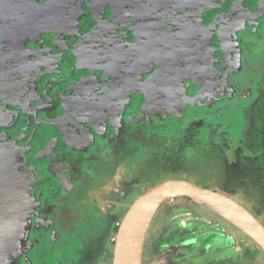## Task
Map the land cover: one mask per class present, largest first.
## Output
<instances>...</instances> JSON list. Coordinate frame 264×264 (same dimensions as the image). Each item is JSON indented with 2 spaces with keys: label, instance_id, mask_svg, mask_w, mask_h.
Instances as JSON below:
<instances>
[{
  "label": "rangeland",
  "instance_id": "1",
  "mask_svg": "<svg viewBox=\"0 0 264 264\" xmlns=\"http://www.w3.org/2000/svg\"><path fill=\"white\" fill-rule=\"evenodd\" d=\"M112 1L119 3L120 0H3L1 3L0 8L5 7L6 11H0V20L6 16L9 30L18 23L31 22L23 30L21 45L9 47L7 44L0 58L1 72L5 75L1 76L0 72V87L7 86L5 92H8L1 102L5 100L9 107L15 108L11 103L17 105L16 98L11 99L10 94L24 89L25 97L21 95L19 99L24 101L21 112L25 121L21 134L26 140L31 141L33 136V142L37 143L38 134L43 133L48 119H52L48 122L50 128L61 132V127L74 123L77 117L70 113L68 105L65 109L71 119L58 116L55 101L46 104V94L58 84L55 61L58 60L63 69L70 70V63H81V51L87 52L90 63L102 71L103 89L108 90L106 79L118 72L115 65L123 59L124 46L112 45L113 36L106 24L122 16L129 5ZM230 1L231 5L238 2L251 8L252 0ZM228 5L227 8L225 4L222 6L226 12L221 18L217 16L214 26L245 8L235 4L232 9ZM258 15L263 17L264 11ZM255 22L256 19L248 22L238 32L239 52L244 57V71L240 72L244 85L239 84L240 96L229 100L240 103L231 107L234 115L225 116L224 111L230 109L226 103L216 111V118L212 111H199L196 121L185 122L182 128L175 122L164 132L151 127L149 135L141 134L142 139L136 141L135 131L129 124L136 120L131 119L130 112L126 128L121 123L122 126L114 130L116 136L122 129L112 141L114 144L100 136L101 141L106 140L104 147L93 149L98 142L83 147V154L95 158L88 166H79L86 160L76 148L75 152L79 153L73 155L77 159L72 161V169L70 163L65 165L61 161L50 167L55 171L53 175H47L48 172L42 175L40 171L46 169L42 161L35 165L36 168L23 165V172L35 171L36 174L30 176L32 180H39V184L31 182L37 185V189L31 190L14 185L11 195L0 192V198L4 194L7 200H0V220L10 227L4 237L0 234V264H112L117 230L130 205L147 188L169 179H187L223 192L244 204L264 223V26L262 31L252 29ZM103 23L106 24L96 26ZM55 33L69 44L57 50L60 47ZM30 43L33 50L29 48ZM117 49L119 53L115 59ZM88 74L91 80L93 73ZM215 81L220 85L224 83L221 75L211 74L197 84L201 100L211 99L204 91L215 93L222 89ZM176 84V81H169L159 89L165 93ZM64 86L61 82L60 87ZM193 92L196 93V89ZM72 94L79 103L83 102L79 91L72 89ZM97 100L101 102L102 99ZM146 100L149 105L156 103L154 97ZM35 101L41 104L38 113L44 114L42 118L35 113ZM187 102L195 105L196 100L188 98ZM123 104V96H116L95 108L99 117L108 119ZM165 109L154 112L147 108L143 115L160 121L171 114L182 113L185 106ZM44 140L42 137L39 142ZM119 140L121 147L116 150L113 145L117 146ZM64 148L56 144L55 159ZM13 151L21 157L20 151L15 148ZM165 206L167 209H163ZM156 216L159 217L155 219ZM252 242L203 203L176 196L166 200L154 215L145 239L142 264H264L263 252L255 253L253 258L245 256L246 249L255 251Z\"/></svg>",
  "mask_w": 264,
  "mask_h": 264
},
{
  "label": "flooded vegetation",
  "instance_id": "2",
  "mask_svg": "<svg viewBox=\"0 0 264 264\" xmlns=\"http://www.w3.org/2000/svg\"><path fill=\"white\" fill-rule=\"evenodd\" d=\"M130 1L131 3H128ZM219 1L222 3L218 4ZM226 1L227 0H120L119 3L112 1V3L117 4L126 2L129 5L126 7V12H124L122 16L113 18L109 21L107 20L109 22L107 24L103 23L96 25L98 27L106 24V29L111 36H113L111 39L112 45L119 43V45L121 44L124 46V52L122 53L123 59L115 65V69L119 68L118 72L113 74L110 79H106V81H109L106 86L108 90L105 91L103 89L104 78L100 75L102 71L100 69L98 70L95 65H92L94 63H90L87 52L84 53L81 51V63L78 65L77 63H70V70L63 69L59 61H55L54 66H57L55 74H57L56 79L58 84L50 88V92L46 94L48 99L46 104L50 105L55 101V111L59 112L58 116L60 115L63 118L71 119V115L65 109V105H68L70 108H73V112L70 113H74L77 117L74 123L71 122L70 124L68 123L69 125L67 124V127H61V132H57L54 129L52 130L48 123L52 119H48L43 128V133L38 134L37 143L33 142V136H31V141H26L23 134H21V132H24L23 122L25 121L21 112V107L24 104L23 99L25 97L24 89L19 88L17 92L11 93L10 97L15 96L18 105L16 108L10 107V114H12L13 120L15 118L17 121V126L14 127L11 121L0 118V150L5 151V153L0 152V161L2 160L1 158L7 159L5 163L1 164L0 162V192L11 195L14 193L12 191L14 185H22L26 187L27 190L28 188L31 190L35 187L37 189L36 183L31 182L38 183L39 180H32L30 176V174L33 173L35 175L36 173H34L35 171H31L29 174L27 171L23 172L22 166L25 164L35 167L38 162L42 161L46 169L40 171V174L46 175L45 172H48L47 175H53L52 172L55 171H51L50 167L52 165H59L58 163L61 161H64L65 165L70 163L71 166L69 168H73L72 161L77 159L73 156L74 151L75 154L80 152V157L86 160L79 166H88V163L95 161V158L89 157L88 154H83V147L98 142V146L93 147V149H99L100 147H104V141H114L116 139L115 137L119 136L122 129L120 132L119 130L117 131L119 134H116V136L114 135V130L116 131L117 126H120L121 123L124 124V126H121L125 127L130 112L133 114L130 115L131 119H134V121L136 120V122L129 123L132 124V128L135 131L137 137L135 138L136 141L142 139L141 134L149 135L151 127H154V129L158 127L160 132H164L169 124L175 122L176 125L182 128L181 125L185 122L196 121V113L199 111H212L214 118H216V111L223 108L226 103L230 105V109L229 111H224L227 113L225 116L234 115L232 114L231 107L233 105L239 106L240 103L231 101L234 100L236 95L240 96L242 92L240 85H244V82H242V73H240L244 71V57H242L239 52L238 32L244 25L255 19L256 22L252 29H259L262 31L264 16L262 17L258 14L264 11V0H252L250 9L236 2L235 4L245 8L236 11V13L228 16L226 20H222V22L214 26L213 24L217 21V16L221 15L219 16L221 18L222 14L226 12L224 7L222 8L224 4L226 8L227 3L229 4L228 7L232 9L235 6V4L231 5L230 0H228L229 2L227 3ZM2 2L3 0H0V5ZM0 11H6L5 7L0 8ZM244 14L246 16L242 20L240 19L237 28L232 31L231 40L227 37V33H225L226 31L224 30L223 39L226 48L229 46L228 41L231 43L232 57L229 59L223 54L221 39L219 38L218 32L220 29L223 31V26L229 24L233 16L241 17L240 15ZM261 18L263 22L260 21ZM5 21L7 22L6 16L0 20V58L5 54L4 49L7 47V44L10 45L9 47H18L21 45L23 30H25L26 26L31 24V22L26 21L25 25H23V23H18L14 28V36L16 39L11 42V44L8 38H5V40L3 38L8 35L9 31ZM54 36L56 37L58 47H60L57 50L69 44L66 39L59 37L58 34L55 33ZM48 43H51V41L49 40ZM28 45L31 50L34 49L31 43ZM118 53L119 50L117 49L114 52L115 59ZM211 63H213V65L215 63V67H213ZM255 63H257V59ZM20 65L21 64H17V66ZM252 71L254 73L253 69ZM1 73V76H5L3 71ZM88 73H93L91 80ZM211 74L221 75V80L223 79L224 83L221 85L216 81L215 83L220 85L222 89L217 90L218 92L215 90V93L210 90L209 92L204 91L211 99L207 101L204 97L201 100L200 98L202 96L198 85L205 79L206 75ZM127 76L130 78L122 82L118 81ZM66 78L68 80H66ZM100 80H102V82H100ZM169 81L171 83H175L176 81L177 84L168 92L164 93L160 91L159 87L162 84H168ZM61 82L65 84L64 87H60ZM110 83L112 86H109ZM78 85H80L79 90L77 89ZM6 88L4 90H6ZM72 89L81 93L83 98L82 103L75 100ZM194 89H196V93L193 92ZM245 90L248 92V88ZM183 92H186L190 97ZM0 93L1 101L4 99L5 93L8 94V92L1 91ZM145 94H147L148 97H154L156 103L149 105V102L146 100L148 97H145ZM21 95L23 98L22 100L19 99ZM116 96H123L125 104L114 110L112 117L108 119L103 118V116L99 117L97 108L95 107L99 105L103 106L105 100H112ZM188 98L194 101L196 100V103H194L195 105H189L187 102ZM97 99L102 100L100 102ZM145 102H147V106ZM11 104L13 105V102ZM197 104L200 105L197 106ZM1 105L2 107L7 105L5 100L1 102ZM40 105L41 104L37 101L34 102V106L36 107L35 113L38 115V108ZM60 105H64V112L61 111L62 108H60ZM182 106H185V111L182 113H174L173 115L171 114V117H166L160 121L157 120L156 117L147 118L143 115L147 108L148 111L151 109L155 112L166 110L165 108L168 110L169 107ZM1 111L6 110L1 108L0 112ZM49 114L48 112L47 115ZM39 116L42 118L44 114ZM206 118V121L211 119L209 117L208 119ZM218 118H221V116ZM156 130L158 131V129ZM12 136L15 138L18 137V139H14ZM100 136L107 139L101 141L99 139ZM42 137H44L45 140L39 142L42 140ZM149 137L144 139L145 142ZM57 143L63 145L65 148L62 149L60 157L55 159L56 153H54V148ZM68 145L70 147H68ZM14 148L20 151L21 157L14 154ZM75 148L79 149L78 153L75 152ZM81 148L83 149L81 150ZM67 149L71 151L69 152ZM80 157H78V159ZM1 174L5 175L2 177ZM10 179L12 181H10ZM49 179L50 177L48 181ZM0 200L7 201L4 194H1ZM9 230L10 227L4 221L0 220V234L4 237L6 234L4 232H8Z\"/></svg>",
  "mask_w": 264,
  "mask_h": 264
},
{
  "label": "water",
  "instance_id": "3",
  "mask_svg": "<svg viewBox=\"0 0 264 264\" xmlns=\"http://www.w3.org/2000/svg\"><path fill=\"white\" fill-rule=\"evenodd\" d=\"M233 16L229 24L218 32L221 49L231 59V43L226 48L224 30L231 40V33L246 15ZM130 77L119 79V82ZM184 196L195 199L211 208L226 221L241 230L261 250L264 251V223L244 204L231 196L194 184L187 179H169L158 182L139 194L124 215L114 243L112 264H142L143 249L148 229L159 207L168 199Z\"/></svg>",
  "mask_w": 264,
  "mask_h": 264
},
{
  "label": "crops",
  "instance_id": "4",
  "mask_svg": "<svg viewBox=\"0 0 264 264\" xmlns=\"http://www.w3.org/2000/svg\"><path fill=\"white\" fill-rule=\"evenodd\" d=\"M23 25H24V23H23ZM14 30L15 29H11V30H9L8 31V35L6 36V37H3L4 38V40H5V38H8V40H9V42L11 43V42H13L15 39H16V37L14 36ZM1 36V35H0ZM12 44V43H11ZM0 62H1V60H0ZM1 70H2V67H0V72H1ZM5 85H6V83H4ZM7 87V86H6ZM6 87H0V92L1 91H6V90H4ZM1 94V93H0ZM12 98H14V96H12L11 97V99ZM17 101V100H16ZM3 102V101H2ZM24 102V101H23ZM6 103V102H5ZM8 105V104H7ZM7 105H5V107H2V105H1V101H0V109L2 108V109H5L6 111H1L0 112V118H2V119H6V120H9V121H11V124L15 127V126H17V121L15 120V118H14V120H13V116H12V114H10V107H8ZM13 105L14 106H17V105H15L14 103H13ZM16 108V107H15ZM60 108H62L61 109V111L62 112H64V107L62 106V105H60ZM16 110V109H15ZM70 112L72 113L73 112V108L71 107L70 109ZM58 111H59V108H58ZM15 121H16V123H15ZM27 141V140H26ZM114 142V141H113ZM113 142H111V143H113ZM114 144V143H113ZM115 144H116V142H115ZM94 146V145H93ZM120 147H121V145H120V140H119V143H117V146H115V145H113V148H115L116 150L117 149H120ZM93 148V147H92ZM92 148H90V150L92 149ZM5 150V149H4ZM93 150V149H92ZM110 150V148H108L107 149V151H109ZM94 151V150H93ZM0 152H3V153H5V151H3V150H0ZM105 152V151H104ZM92 154H94V152L92 153ZM73 155H75V156H77V154H75L74 152H73ZM89 155H91V154H89ZM2 160L0 161L1 162V164L2 163H5V161H7V159H4V158H1ZM27 167H29V165H27V164H25ZM31 197H32V195H31ZM163 209H167V206H165V208H163ZM160 213V212H159ZM159 216H156L155 217V219L156 218H158ZM160 217L161 218H163L164 216L162 215V214H160Z\"/></svg>",
  "mask_w": 264,
  "mask_h": 264
},
{
  "label": "trees",
  "instance_id": "5",
  "mask_svg": "<svg viewBox=\"0 0 264 264\" xmlns=\"http://www.w3.org/2000/svg\"><path fill=\"white\" fill-rule=\"evenodd\" d=\"M257 146H259V145L257 144ZM205 187H208V186H205ZM252 243L256 246L255 251L254 250H250V249H246L245 252H244L245 256H247L249 258H253L255 253H258V252H260V253L263 252L264 253V251L261 250L254 242H252Z\"/></svg>",
  "mask_w": 264,
  "mask_h": 264
}]
</instances>
